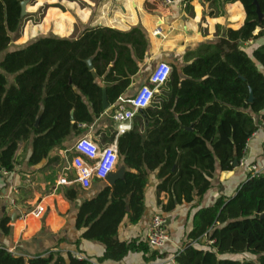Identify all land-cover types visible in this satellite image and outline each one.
<instances>
[{
	"label": "trees",
	"instance_id": "obj_1",
	"mask_svg": "<svg viewBox=\"0 0 264 264\" xmlns=\"http://www.w3.org/2000/svg\"><path fill=\"white\" fill-rule=\"evenodd\" d=\"M22 1L0 0V168L9 171L15 169L21 141L32 140L29 166H41L52 150L64 147L72 132L83 133L82 125H92L106 111L104 89L110 106H117L151 46L139 25L129 31L89 27L77 37L42 35L11 48L22 36L28 16L22 13ZM240 1L246 11L244 25L227 29L219 42L204 43L194 51L199 57L183 67L188 78L160 95L154 118H149L147 109L138 112L135 140L138 121L145 129L136 161L146 173L108 203L79 238L106 245L101 261H120L131 251H150L148 241L120 240L118 231L124 219L130 223L141 219L148 170H157L161 179L157 192L167 196L166 202L159 200L162 210L168 213L189 204V218L196 209L192 228L175 251L176 264H264V173L248 174L234 195L201 205L217 173L235 168L234 162L244 155L259 128L258 120H264V0ZM53 12L72 17L50 7L45 16L48 22ZM251 39L255 41L243 46ZM110 118L113 126L97 133L104 142L115 138ZM76 195L77 191H66L70 199ZM9 222V216L0 219L5 233L10 232ZM0 264L90 263L72 251L16 254L0 246Z\"/></svg>",
	"mask_w": 264,
	"mask_h": 264
},
{
	"label": "crops",
	"instance_id": "obj_2",
	"mask_svg": "<svg viewBox=\"0 0 264 264\" xmlns=\"http://www.w3.org/2000/svg\"><path fill=\"white\" fill-rule=\"evenodd\" d=\"M44 5L46 12L43 21L46 25L45 16L50 7H58L72 15V17L64 14L58 16L53 12L50 17V25L56 23V28L58 22L62 21L64 30L62 33H57L62 37H77L86 28L95 26L129 31L140 25L144 29L151 44L149 54L143 62H139L140 70L133 76L131 85L121 96L123 98L134 96L143 84L148 83L151 72L145 77L142 71L145 65L149 64L153 68L158 62L165 61L172 65L173 74L174 64L177 62L179 65L174 82H171V74L169 81L160 86L162 90L158 94L160 100L161 94L167 95L179 86L182 79L188 78L183 72V67L199 57L194 51H197L204 43L219 42L221 38L226 37L227 29H239L246 19L245 7L240 0H173L171 4H166L162 0H56L52 3L48 0H35V3L29 7L36 9L45 7ZM158 26L161 27V33L155 35L154 30ZM259 30L260 28H257L255 34ZM254 41L252 39L243 46ZM11 78L13 79L12 76ZM156 102L155 100L152 105L155 108H157ZM111 109L112 105L101 117L96 118L92 125H82L81 127L85 129L83 133L90 134L99 142H104L101 134H98L100 136L98 137L93 134V130L96 126L105 124L102 118L105 115L111 117ZM258 122V130L248 141L247 156L249 161L256 163L264 173V120H258ZM84 134L72 132L64 146L75 135L77 139ZM73 144L69 149L63 147L52 150L43 165L31 167L28 164V158L32 151V140L30 139V143L27 140L20 142L16 158L27 146L25 160L22 164L16 162L15 169L8 175L0 171V194L3 196L0 201V219L5 216L10 217L8 224L10 232L5 233L0 228V246L19 251L20 254L46 251H60L63 254L69 251L80 252L101 264H174L175 251L181 248L186 233L192 228V217L196 209L191 211L189 218V204H183L174 211L165 213L159 200L166 202L167 196L164 193L159 195L157 192V185L161 181L157 176V170H148L149 181L145 189L146 209L141 219L137 223H130L127 218L124 219L118 231V238L128 241L137 238L147 242L152 216L156 212L163 211L169 218L167 228L170 234V240L165 247L151 248L147 253L131 251L120 261H101L106 245L97 240L79 239L88 225L84 227L77 225L78 207L75 205V197L70 200L66 196L69 202L63 198V194L66 191H77L78 195L87 196L103 181H95L94 186L89 190H82L78 185L72 188L59 186L57 181L62 172L60 170L55 183L48 189V182L43 179L41 170L51 159L58 157V155L53 156L55 151L69 152L70 158L67 159V165H69L73 155V152L69 150ZM32 171H37L41 179L35 180L32 177ZM68 173L71 177L74 176L73 171ZM246 175L247 173L241 167L219 171L213 180V188L203 198L201 205L209 206L219 196L234 195L241 182L246 179ZM12 199H15V204ZM40 201L47 207L42 218H35L32 215L22 217ZM154 251L158 253L155 256L152 254Z\"/></svg>",
	"mask_w": 264,
	"mask_h": 264
},
{
	"label": "built area",
	"instance_id": "obj_3",
	"mask_svg": "<svg viewBox=\"0 0 264 264\" xmlns=\"http://www.w3.org/2000/svg\"><path fill=\"white\" fill-rule=\"evenodd\" d=\"M171 4L173 0H162ZM161 27L154 30V34H160ZM252 40V39H251ZM173 67L165 61L158 62L152 69L148 83L143 84L134 96L130 98L119 97L117 106H112L111 117L115 125V138L113 142H99L90 134L79 136L69 151L73 152L69 165L60 173L57 185L74 187L78 185L82 190H89L94 186L95 181H108L107 178L116 172L120 160V148L118 139L134 130V118L141 110L150 108L155 102L157 88L166 84L172 74ZM248 143L244 149V155L237 161V166L251 175L262 173L258 165L249 161L247 156ZM5 175L9 170L1 168ZM68 171H73L74 176L69 178ZM0 194V201L2 199ZM15 204V199H12ZM46 205L40 201L30 211L22 215L26 218L32 215L35 218H42L46 213ZM169 218L163 211L156 212L151 219L148 243L151 248H163L170 240L167 228ZM10 251L14 252L13 249ZM80 260H87L90 264H101L80 252H73ZM176 264V262H174Z\"/></svg>",
	"mask_w": 264,
	"mask_h": 264
},
{
	"label": "rangeland",
	"instance_id": "obj_4",
	"mask_svg": "<svg viewBox=\"0 0 264 264\" xmlns=\"http://www.w3.org/2000/svg\"><path fill=\"white\" fill-rule=\"evenodd\" d=\"M34 3L35 0H27V4L25 6L24 12L25 15L28 14V16L27 19L25 20V23L22 26V30H21L22 36L19 39L14 40L12 42L10 46L11 48H15L27 44L28 42L42 35H49V34L58 35L57 33L63 32L64 26L62 21L58 22L57 28H56V23L50 25V23L46 19L45 22L47 23V25L44 24L43 18L46 12V6H45L46 4L44 5L45 7L43 8V10L41 11L39 7H37L36 9H31L29 7ZM2 57L3 54H0V59ZM178 65L179 63L177 62L174 64V72L171 77L172 83L174 82L175 77L177 75ZM152 69H153L152 66L149 64L144 66L142 71L145 77L152 71ZM10 79H12L11 76ZM161 92H162L161 88L158 87L157 95L155 98L156 101H159L158 94H160ZM146 112L148 116H150V118H153L158 114L159 109L151 106L146 110ZM102 119L104 120L105 124H102L100 126L98 125L93 130V134L96 136H98L97 134L98 132L103 131V128H108L113 126V122L109 116L105 115L103 116ZM137 120L138 119H135V123H137ZM138 124H139V130L137 132L136 140L134 138V134H136L135 127L131 133L119 139V144L121 148L120 160L117 166V170L112 176V178L108 181L102 182L99 187L95 188V190L90 192L87 196L83 194H79V195L77 194L75 196V202H76L75 205L78 207L77 225L79 227H84L86 225H89L96 217L100 215V213L103 211V209L107 206L108 203L118 198V196L130 185L131 181L135 177L144 176V174L146 173L145 166L138 164V162L136 161L138 146L141 142L143 132L145 129L144 126L142 125V121H140V123L138 121ZM75 139H76V135L70 141L66 142V145L64 146L65 149H69V147L73 144ZM27 141L28 143H30V139H28ZM26 147L27 146L24 147V151L20 152L16 158V162L18 164L19 163L22 164V162L25 160ZM55 155H58V158L54 161H49V163L46 164L43 169H41L43 179H45L48 182L47 184L48 189L51 188L52 185L55 183V179L58 177L60 170L65 169V167L67 166V159L70 158L69 152H65V151L64 152L55 151L53 153V156ZM68 176L69 178H71V175L69 173ZM32 177L35 180L41 179L39 178V173L37 171H32ZM63 198L69 201V199L66 198V193L63 194ZM14 253L20 254L21 252L14 251Z\"/></svg>",
	"mask_w": 264,
	"mask_h": 264
},
{
	"label": "water",
	"instance_id": "obj_5",
	"mask_svg": "<svg viewBox=\"0 0 264 264\" xmlns=\"http://www.w3.org/2000/svg\"><path fill=\"white\" fill-rule=\"evenodd\" d=\"M256 3H257V1H256ZM21 4H22V13H23V15H25L24 9H25V6H26V4H27V0H23V1L21 2ZM87 63L89 64V67H90L91 69H93L92 58H89V59L87 60ZM250 100H253V95H251ZM102 104H103V109H104V110H108L109 108H111L110 103H109V100H108V95H107L106 89L103 90ZM38 123H39V119H37V121H36V125H38ZM234 165L237 166V160L234 162ZM113 175H114V173L111 174V175L107 178V180H110V179L112 178ZM262 217H264V214L262 215Z\"/></svg>",
	"mask_w": 264,
	"mask_h": 264
}]
</instances>
